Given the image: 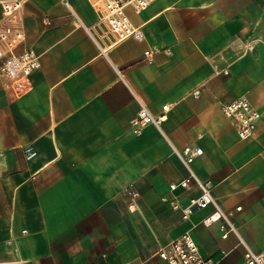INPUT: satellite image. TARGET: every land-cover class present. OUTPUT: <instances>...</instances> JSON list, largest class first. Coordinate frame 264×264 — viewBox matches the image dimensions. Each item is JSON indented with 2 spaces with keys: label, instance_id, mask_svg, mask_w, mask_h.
<instances>
[{
  "label": "crops",
  "instance_id": "0c3cea01",
  "mask_svg": "<svg viewBox=\"0 0 264 264\" xmlns=\"http://www.w3.org/2000/svg\"><path fill=\"white\" fill-rule=\"evenodd\" d=\"M69 4L78 19L60 0L25 1L18 51L39 67L21 97L0 82V264H166L152 251L185 232L217 264H241L242 243L264 252V0L128 7L144 37L111 47L89 0ZM239 97L260 114L244 140L220 109ZM140 103L169 107L159 128L131 124ZM185 146L202 149L191 167L236 233L202 224L211 206L171 210L199 193L168 188L186 176L173 152Z\"/></svg>",
  "mask_w": 264,
  "mask_h": 264
},
{
  "label": "built area",
  "instance_id": "2783aa9c",
  "mask_svg": "<svg viewBox=\"0 0 264 264\" xmlns=\"http://www.w3.org/2000/svg\"><path fill=\"white\" fill-rule=\"evenodd\" d=\"M26 0H3L1 2L0 16V82L8 88L14 97H21L31 89L30 76L39 67L38 58L30 47H21L25 39V26L22 19V8ZM158 0H89L92 8L98 13L97 24L104 28V33L110 34L112 40L109 47L128 38L135 40L143 39V32L140 27L134 26L129 19L126 8H131L134 14H140L148 6ZM69 9L70 14L77 18L71 9L69 0H60ZM78 19V18H77ZM47 23H49L47 21ZM85 30L87 28L85 27ZM145 59L148 61L152 55L146 51ZM224 75L228 74L227 68L222 70ZM195 95V93H193ZM222 115L233 125L237 136L244 140L252 137L256 125L260 119L259 112L249 103L246 98L239 97L221 106ZM169 112L168 106L162 107L159 116H153L147 108L140 103L136 117L131 124L136 127H143L152 124L159 128L160 123L166 118ZM174 154L186 169V176L177 182L170 183L168 188L171 193L182 190L187 191L195 186L199 191L195 197H187L186 203L174 198L169 200L171 210L179 211L182 220H187L199 209L208 206L213 212L202 220L204 226L221 221L222 238L228 232H235L236 228L230 221L231 213H224L211 193L210 186L201 181L194 173L191 165L193 161L201 156L202 149L199 147L185 146L181 150L173 148ZM26 158L34 154L32 148L25 149ZM131 203L128 205L130 211L135 209L132 202L138 196L136 191L126 189ZM162 201H168L163 197ZM240 210V207H236ZM242 243V242H241ZM244 247L243 262L241 264H264V252L255 253L248 246ZM152 254L166 264H217L210 258L204 257L188 232L179 237L157 245Z\"/></svg>",
  "mask_w": 264,
  "mask_h": 264
}]
</instances>
